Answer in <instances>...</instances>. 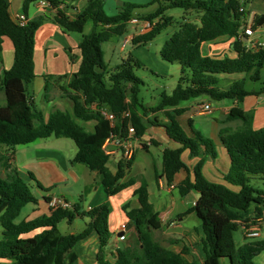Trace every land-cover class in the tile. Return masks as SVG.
<instances>
[{
  "label": "trees",
  "instance_id": "1",
  "mask_svg": "<svg viewBox=\"0 0 264 264\" xmlns=\"http://www.w3.org/2000/svg\"><path fill=\"white\" fill-rule=\"evenodd\" d=\"M41 1L50 4L54 21L66 33L84 34L89 23L92 30L90 34L83 35L79 45V70L66 86L61 87L63 94L73 102L74 113L57 110L45 121L43 113L28 93L30 84L36 78V35L45 18L40 16L21 26L12 16L8 1L0 0V53L3 51L4 37L11 39L15 50L12 69L0 73V93L6 95V104L0 105V150L7 148V152L0 155L6 172L5 176L0 173V225L3 228L0 264H75L79 258L76 247L94 233L100 242L97 255L99 264H222V260H229L230 264H256L255 258L264 252V240L251 239L238 249L234 234L240 226L253 225L257 219L264 217V190L252 185L254 181H264V129L255 130L252 114L240 106L231 109L227 117V122H237L239 127L224 129V132L232 173L241 190L236 192L209 182L202 173L203 162L195 168L194 180L188 174L178 185L182 197L193 191L199 192L197 203L187 214L194 213L201 221L205 250L203 263L197 260L191 262L185 257V252L168 250L154 239L152 233L162 228V221L150 202L148 184L145 182L134 192L138 196L139 208H124L130 223L134 225L136 244L118 249L115 263L107 258L112 233L109 225L111 210L106 204L82 211L80 200L72 208H51L49 204L53 197L44 196L49 214L16 223L23 209L29 204L38 205L39 198L34 194L30 181L11 165L13 151L18 146L53 136L68 138L78 147L72 162L86 164L90 170L100 174L105 191L112 197L134 186V180L122 182L132 166V159H122L117 172L113 173L108 167L110 157L104 152L103 145L112 136L126 139L129 127L135 130V140L142 141L148 124L162 126L168 137L180 145L178 149H165L163 171L157 176L159 181L165 178L169 184H173L179 172H189L182 159L186 150L198 156L202 145L215 156L212 140L190 138L178 117L171 116L168 111V123H160L157 119L146 122L144 116L148 112L157 114L177 108L193 99L206 97L207 101L233 100L243 103L248 96L264 92L247 89L249 81L261 80L264 69V47L250 48L245 42V38H249L245 33L248 26L245 20L250 0H151L145 7L156 5L157 8L145 16L134 15V10L142 6L129 2H125L116 15L110 16L105 10L106 0H89L83 10L75 15L68 12L64 0H25L24 13L28 14L32 3ZM170 9L196 13L199 21L181 22L179 30L163 46L160 52L162 59L169 64L179 65L181 75L171 94L163 92L159 104L148 107L140 97L145 82L135 72L144 65L130 55L110 70L103 45L126 35L134 18L151 24L149 31L132 39L137 47L146 45L176 22L174 17L165 16ZM262 26L264 15H257L252 24L253 31ZM222 37L234 39L232 49L237 57L205 56L203 44ZM237 74H243L244 78L232 82L228 87L222 86V75ZM55 78L50 77L52 80ZM47 83L46 90L49 92V80ZM105 111L113 114L114 120L108 119ZM181 112V109H175L176 114ZM126 114L129 116L125 117ZM77 120L95 121L97 124L91 132ZM29 175L33 180V174ZM253 206L258 215L251 219L248 215ZM86 219L89 221L79 233L64 235L59 229L63 222L71 226L76 220Z\"/></svg>",
  "mask_w": 264,
  "mask_h": 264
},
{
  "label": "crops",
  "instance_id": "2",
  "mask_svg": "<svg viewBox=\"0 0 264 264\" xmlns=\"http://www.w3.org/2000/svg\"><path fill=\"white\" fill-rule=\"evenodd\" d=\"M7 1L14 18L18 14H25V0ZM87 1L89 0H64L66 2L65 6L71 15L82 11ZM117 2L120 3L121 1L117 0ZM254 3L255 0H250L246 7L248 16L245 21L248 26H252L257 15H264V10L261 14L253 10ZM32 5L34 6V13H31L30 5L28 14H25L29 20H34L40 16H43L45 19L36 35L34 54L36 78L30 84L28 93L35 104L36 98L44 94V106L37 108L43 113L45 121H48L57 110L68 111L71 114L74 113L73 102L63 94L61 87L66 86L72 75L80 68L81 53L79 45L85 34H82L81 39L73 37L72 33H66L54 21V11L50 7L42 6L40 2H35ZM261 6L264 9V5ZM137 33L134 26V33L128 35L127 39L132 41ZM233 42L234 39L222 37L216 41L204 43L202 46L203 54L209 57L223 58L228 55L235 58L237 54L232 49ZM245 42L248 43L250 48H253V45L259 44L264 47V26L254 31L253 36L249 37ZM115 53L116 49L114 50L112 46H109L105 51V60L109 64L110 70L116 67V65H111ZM14 60L15 50L13 43L10 38L4 37L3 51L0 53V73L3 74L5 71L12 69ZM179 71L181 75L180 66ZM51 76L56 78L52 80L50 79ZM60 77L65 78L59 80L61 79ZM163 77L167 78L165 75ZM243 78V74L222 75V86L228 87L232 82ZM47 80H49V84L51 85L49 92L46 90ZM177 84L178 81L175 82V87H177ZM262 90L264 88L255 91L259 92ZM199 99L184 102L177 108L167 109L157 114L148 112L144 116L146 122L157 119L160 123H168L170 120V117L166 114V111H168L171 116L178 117L182 128L190 138L198 140L200 137H203L213 141L215 156L209 153L202 145H200L198 156L192 155L189 150L184 151L182 159L188 167L189 172L185 170L179 172L173 184H169L165 178L159 181L157 177L163 171V154L165 149L180 148L179 144L173 142L168 137L165 128L162 126L148 124V129L143 140L135 141L132 166L126 177L122 180V182L134 180L135 184L112 197L105 191L102 183L103 178L100 174L90 170L86 164L72 162L78 152V147L73 140L74 147L67 141L71 139L54 136L48 139H39L32 144L25 145L27 146L26 149L19 150V146L16 147L13 151L14 159L11 165L28 180L31 179L34 187L33 192L39 198L38 205L31 204L32 207H28L29 204L23 209L25 211L29 208L24 220H32L49 214V206L44 202V196L67 201L71 205V208L81 200L82 211H89L106 204L111 210L109 225L112 233L107 258L112 263H115L118 257L117 250L121 249V243L124 245V248L126 246L133 247L136 244L134 225L130 223L124 208L126 206L129 207V210L139 208L138 196H135L134 192L145 182L148 184L150 202L153 204L155 211L160 214L159 217L162 221V228L154 230L152 233L154 239L168 250L176 253L185 252V257L191 262L197 260L203 263L205 260V250L202 244L204 233L201 225L191 229L186 225L194 214H187V212L197 203L199 192L193 191L188 196L182 197L179 193L178 185L188 174L194 180V170L200 162H203L202 173L209 182L223 185L236 192L241 190V185L235 180L232 173L231 159L226 145L227 135L224 129H236L240 125L237 122H227V117L235 106H240L244 111L252 114V123L255 130L264 129V92L260 95L248 96L243 103L233 100H227V102H225L226 100L221 101L220 107L215 109L206 98H201L202 101H199ZM5 104L6 95L4 92H1L0 105L3 106ZM204 104H209L212 111L210 113L198 114V109ZM175 109H181L182 112L176 114ZM215 110H221L222 115L206 121L196 120L198 115L206 116ZM141 113L143 114L142 111ZM78 123L85 126L91 132L94 131L97 124L95 121H78ZM154 142L157 144H154ZM6 152L7 148L4 147L0 150V155ZM120 161L121 152L116 150L108 162V167L113 173L117 172ZM30 173L33 174V180L29 175ZM174 215L178 217L177 222L172 220ZM166 217L168 218L167 221L165 220ZM76 221H82L85 228L89 220ZM76 221L72 225H75ZM124 224L127 225L126 239L120 241L118 237L120 233L119 229ZM2 231L3 228L0 230L1 235ZM132 238H134V241ZM99 249V238L94 233L76 247L79 258L75 264H99L97 259ZM222 264H230V262L229 260H222Z\"/></svg>",
  "mask_w": 264,
  "mask_h": 264
},
{
  "label": "rangeland",
  "instance_id": "3",
  "mask_svg": "<svg viewBox=\"0 0 264 264\" xmlns=\"http://www.w3.org/2000/svg\"><path fill=\"white\" fill-rule=\"evenodd\" d=\"M120 1L121 2L119 3L117 2V0H106L105 10L108 15L110 16L116 15L119 12V8L122 7L125 2L142 6L141 8L134 10V15L136 16L148 15L150 13H153L157 8L156 5L145 7L147 4L151 2V0H120ZM32 4H31V13H34L33 11L34 6ZM261 5H264V0H255L253 10L258 11V13L261 14V12H263L264 10L262 9L263 6ZM165 16L174 17L176 19V22H174L171 26L163 30L160 35H158L153 41L148 42L146 45L137 47L132 43V41L126 43V39L128 35L134 33V26L136 32L140 34L142 33L140 26L132 23L129 24V34L121 37H116L112 41H110V43L103 45L105 51L109 46L110 47L112 46L114 50L116 49V53L114 54L113 61L111 63V65L113 66L115 65L117 66V64H119L123 58H127L130 55H132L134 58L139 60L144 65L142 68L136 69L135 72L136 75L142 78L145 82V85L142 87L140 97L144 102V104L147 105L148 107H153L158 105L160 102V96L163 92H167L171 94L176 88L175 82L179 81V77H180L179 66L177 64H169L162 59L160 52L163 46L165 45L167 40H169L173 36V34L179 30V26L181 22L185 20H189L193 22L199 21L198 14L193 12L189 14L182 9H170L165 13ZM91 30H92V24L89 23L85 28L84 34L86 35L90 34ZM138 33L136 35H139ZM72 35L73 37H77V38L79 37L80 39L82 38V34L80 33H72ZM125 43H126V47L125 50L122 52L120 50ZM164 75L167 78H164L163 77ZM262 88H264V69L262 70L261 80L259 82L249 81L247 84V89L249 90H261ZM43 97L44 94L36 98V107L41 108L44 106ZM199 101H202L201 98L199 99ZM225 102H227V100ZM210 103L212 104V107L215 109L220 107L221 102L210 101ZM221 115H222L221 110H215L213 111V113L206 116L198 115L196 117V120L206 121V120H211L213 118H218ZM67 141L72 146L75 145L72 140H67ZM26 147L27 146H19L18 149L22 150V149H26ZM0 173L2 174V176H5L6 174L1 161H0ZM29 181L31 182V180ZM252 185L258 190H264V181L261 180L254 181L252 182ZM31 186H32V190H34L32 182H31ZM28 207H32V205L30 204ZM254 207L255 206L252 207V210L249 214L250 215L249 217L251 219L256 218V215H258L256 213V210L254 211ZM28 209L29 208L23 211V213L17 219L16 223H20L25 219ZM177 218L178 217L174 215L172 217V220H174V222H177ZM186 225L190 229L197 228L198 226L201 225V221L195 214H193L192 218L189 219ZM1 229L2 227L0 225V230ZM59 229L61 233L64 235L70 234L72 232L79 233L83 231L84 225L82 221H76L75 225L72 226H69L66 222H63L60 224ZM234 237L238 249L244 243L251 240L245 238V230L244 227L242 226H240V228L235 232ZM1 239H2V235L0 233V240ZM257 239L264 240V225L261 227L260 237H258ZM132 240L134 241V238H132ZM255 263L264 264V252L255 258Z\"/></svg>",
  "mask_w": 264,
  "mask_h": 264
},
{
  "label": "built area",
  "instance_id": "4",
  "mask_svg": "<svg viewBox=\"0 0 264 264\" xmlns=\"http://www.w3.org/2000/svg\"><path fill=\"white\" fill-rule=\"evenodd\" d=\"M242 1H247V0H242ZM40 3L42 6L50 7V4L48 2L41 1ZM15 20L21 26H25L30 22L29 18L25 14L16 15ZM131 23L135 24V25H139L142 33H145L151 29V24L149 22L142 21L138 18H134L131 21ZM245 33L249 37L253 36L254 31H253L252 26H247V28L245 29ZM129 41L130 40L127 39L126 43H128ZM126 43L121 48L122 52L125 50ZM260 46H262V45H260V44L259 45H253V48H258ZM211 111H212L211 106L209 104H204L203 106H201L198 109V114L210 113ZM105 115L108 119L114 120L113 114H110V113L105 111ZM127 116H129V114L125 115V117H127ZM134 135H135L134 128L129 127L128 136L126 139L122 140V139H119V138L114 137V136H112L111 138H108L103 145L104 152L109 157H112L115 154V151L119 150L121 152V160L122 159H127V160L132 159L134 156V150H135L134 143H135V141H137V140H135ZM49 206L51 208H57L58 206H62L64 208H71V205L69 203H67L66 201L61 200L59 198H55V197L53 198V200L51 201ZM165 220L167 221L168 218L166 217ZM263 225H264V219L259 218V219H257V222L255 224L250 225V226H247L246 224H244V225H242V227H244L246 237H249L250 239H257L258 237H260V229ZM119 230H120V233H124L123 236L119 237V239H120V241H124L126 239L127 225H125V224L122 225Z\"/></svg>",
  "mask_w": 264,
  "mask_h": 264
},
{
  "label": "water",
  "instance_id": "5",
  "mask_svg": "<svg viewBox=\"0 0 264 264\" xmlns=\"http://www.w3.org/2000/svg\"><path fill=\"white\" fill-rule=\"evenodd\" d=\"M245 40L247 41L248 39H247V38H245ZM205 98H206V97H205ZM206 99H207V98H206ZM123 234H124V233H119L118 237H121V236H123ZM120 248H121V249H123V248H124V245H123L122 243L120 244Z\"/></svg>",
  "mask_w": 264,
  "mask_h": 264
}]
</instances>
